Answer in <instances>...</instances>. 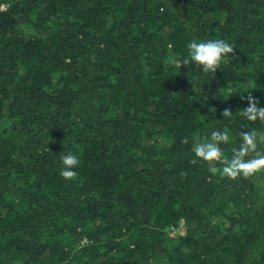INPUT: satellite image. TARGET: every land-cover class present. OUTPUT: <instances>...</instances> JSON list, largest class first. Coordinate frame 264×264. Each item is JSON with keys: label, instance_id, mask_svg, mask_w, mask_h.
Listing matches in <instances>:
<instances>
[{"label": "trees", "instance_id": "1", "mask_svg": "<svg viewBox=\"0 0 264 264\" xmlns=\"http://www.w3.org/2000/svg\"><path fill=\"white\" fill-rule=\"evenodd\" d=\"M0 4V264H264V172L214 175L191 151L264 133L240 115L264 106V0ZM218 38L235 54L214 74L167 63Z\"/></svg>", "mask_w": 264, "mask_h": 264}, {"label": "clouds", "instance_id": "2", "mask_svg": "<svg viewBox=\"0 0 264 264\" xmlns=\"http://www.w3.org/2000/svg\"><path fill=\"white\" fill-rule=\"evenodd\" d=\"M6 10L5 6L0 4V11ZM187 54L182 57H173L167 63L174 64L181 68V65L192 63L195 68H200L202 72L215 73L221 67L225 59L234 57V45L226 39H207L203 41L191 40L186 45ZM245 99V97H241ZM248 103L240 113L247 121L264 122V106L260 105L259 100L248 95ZM209 111H214L209 108ZM232 111L224 109L222 117H231ZM240 142L238 147L232 149L231 156L227 155L221 145L230 143V133L225 127L223 130L216 129L210 133L208 138H193L191 151L194 154L193 163L197 160L211 162L209 171L212 174L219 173L221 176L236 178L238 176L249 177L257 173L264 172V150L258 147L260 142H264V133H258L256 130L241 131L239 133ZM184 143H188L185 138ZM251 155V158H246ZM62 167L60 175L67 180L76 177V168L80 160L72 152H63L60 156Z\"/></svg>", "mask_w": 264, "mask_h": 264}, {"label": "rangeland", "instance_id": "3", "mask_svg": "<svg viewBox=\"0 0 264 264\" xmlns=\"http://www.w3.org/2000/svg\"><path fill=\"white\" fill-rule=\"evenodd\" d=\"M2 5H4V4H2ZM4 6H5V9H6V5H4ZM185 229H186V227H185V225H184V223L182 221L177 226H175L173 230L171 229L169 231V235L171 237H174L176 235L183 234L185 232Z\"/></svg>", "mask_w": 264, "mask_h": 264}, {"label": "built area", "instance_id": "4", "mask_svg": "<svg viewBox=\"0 0 264 264\" xmlns=\"http://www.w3.org/2000/svg\"><path fill=\"white\" fill-rule=\"evenodd\" d=\"M5 5V4H4ZM172 230L174 229V228H171Z\"/></svg>", "mask_w": 264, "mask_h": 264}]
</instances>
